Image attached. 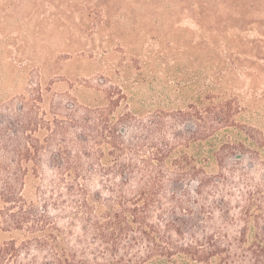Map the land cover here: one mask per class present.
<instances>
[{
    "label": "rangeland",
    "instance_id": "374dc122",
    "mask_svg": "<svg viewBox=\"0 0 264 264\" xmlns=\"http://www.w3.org/2000/svg\"><path fill=\"white\" fill-rule=\"evenodd\" d=\"M25 1L0 0V116L15 115L19 105L34 96L33 90L36 95L41 90L42 100L33 102L31 106H39L34 114L44 123L41 130L46 135L52 134L53 130L57 134L43 150L40 184L47 186L58 179V173L49 165L51 151L59 149L60 144L67 141L69 148L77 153L86 144L78 143L77 136L83 132L81 128L65 132L60 127L64 126L62 123L57 126L58 121L68 120V103L76 102V99L79 104L94 111L111 109V123L116 129L121 126L128 128V133L124 135L128 138V154L120 160L136 163L143 169L134 171L133 180L128 183V192L138 187L144 176L149 179L158 175L162 185L152 220L166 231L172 215L182 216L193 208L201 222L200 226L182 234L170 232L171 238H164L160 243L157 259L142 264H245L238 241L243 236L241 231L248 226L245 238L251 241L256 237L259 225L264 223V204L259 207L260 196H264V80L257 77L254 80L246 74L234 77L237 78L235 81L227 78L225 87L213 92L210 88L213 65L207 60L192 63L183 57L178 64V69L183 72L178 75L184 81L192 76L193 81L199 79L192 89L186 91L160 83H138L136 81L144 76L146 70L145 51L142 52L143 60H132L141 51H132L125 42L118 45L119 40L114 34L110 44L100 40L99 33L92 43L85 32L76 31L83 43L79 38L77 41V37L69 31L62 33L61 24L45 16L48 8L50 13L52 10L47 1L41 2L42 9H46L38 15L27 13ZM1 6L5 9L1 10ZM124 6L128 8V0ZM79 9L84 11L85 7L81 5ZM68 12H62L64 19ZM118 18L122 22L127 19L122 15ZM64 19L60 18L61 22ZM40 22L44 29L42 35L36 32ZM180 24L190 28L197 26L189 16L182 17ZM71 31L74 32L73 29ZM108 31L106 29L105 32ZM70 36L74 42H67ZM157 47L153 45L152 49L157 50ZM76 49L79 54L73 52ZM168 64L175 63L169 59ZM197 71L201 74L200 78ZM102 75L108 76L109 80L98 86L97 81ZM231 83H235L233 88ZM171 84L175 85L174 82ZM110 85L123 87L126 98L115 93L113 101L107 99L105 90ZM230 92L239 95L242 105L249 104L246 109L235 113V122L229 127L219 126L216 136L211 130H203L201 138H194L185 130V124L194 121L185 114L194 111L191 104L195 100H199L200 110L208 105L221 110L223 103L232 97ZM85 112L79 108V118ZM127 114L128 118L123 119ZM44 137L42 135L41 139ZM103 144L105 146L106 143ZM105 148L109 155L111 145L108 147L106 144ZM93 162L98 164L97 159ZM147 163L152 166L148 167ZM115 177L97 174L85 183L92 191L104 190L103 180L120 182ZM35 181L39 180H32L31 183L34 185ZM194 181H203L204 184L195 191L189 186ZM173 183L180 185L175 193L172 191ZM64 185L60 184L62 189ZM52 215H59L58 224L67 231L68 238L62 242L68 252L97 261L96 264H114L120 257L135 259L155 253L144 239L113 241L108 238H78L84 235L81 224L71 226L68 219L60 217L59 211L53 210ZM13 239L20 242L24 238L1 234L0 244ZM33 257L37 258V264L46 262L45 254L34 249L31 254L22 252L15 264H33Z\"/></svg>",
    "mask_w": 264,
    "mask_h": 264
},
{
    "label": "trees",
    "instance_id": "16d2710c",
    "mask_svg": "<svg viewBox=\"0 0 264 264\" xmlns=\"http://www.w3.org/2000/svg\"><path fill=\"white\" fill-rule=\"evenodd\" d=\"M43 1H47L52 9L50 13L48 8L46 12L50 14L46 13L45 16L61 24L62 33L69 31L77 37V41L78 38L82 40L75 34L76 31L85 32L92 43L99 33L100 40L110 44L114 34L119 40L118 45L125 42L132 51H141L132 60H143L142 52L145 51L146 70L144 76L136 81L138 83H160L186 91L192 89L199 79L193 81L192 76L184 81L178 75L183 72L178 69L183 57L192 63L207 60L208 64L213 65V83L210 86L213 92L222 90L227 78L235 81L237 78L234 77L246 74L254 77V80H264V0H128V8L124 6L127 0H26L24 6L27 13L38 15L45 11L46 8L42 9L41 6ZM81 5L88 14L79 9ZM4 9L1 6V10ZM65 10L69 14L64 19L62 12ZM77 13L78 17L75 18ZM121 15L127 18L125 22L118 18ZM187 16L194 20L195 28L180 24V19ZM60 18L64 19L63 22ZM42 25L40 22L36 31L38 35L44 34ZM106 29L109 31L105 32ZM67 42H74V38L70 36ZM153 45L158 46L157 50L152 49ZM35 50L38 51L37 48ZM73 52L80 53L77 49ZM169 59H173L176 65L168 64ZM196 74L198 78L201 77L200 72ZM108 80V76L102 75L97 81L98 86ZM234 85L231 83L230 86L233 88ZM122 88L110 85L105 90L107 99L113 101L115 93L126 98ZM33 93L30 100L19 105L15 115L0 116V236L9 234L11 238H24L20 242L13 239L0 244V264H15L22 252L31 254L34 249L45 254L46 262L43 264L97 263L68 252L62 242L68 238L67 231L58 224L59 215H52L53 210L59 211L60 217L68 219L71 226L81 224L84 235L78 238H108L113 241L144 239L148 241L151 251L155 252L135 259L120 257L114 264L153 261L157 259L160 243L164 238H171L170 232L182 234L200 226L199 215H195L193 208L182 216L172 215L166 231L152 220L153 208H156L160 195L161 178L155 175L146 179L144 176L139 186L128 192V183L133 180L134 171L143 170L136 163L120 160L128 154V138L125 137L128 128L121 126L116 129L111 123V109L94 111L79 104L76 99V102L68 103V120L58 121L57 126L62 123L64 126L60 127L65 132L67 129L81 128L83 132L77 136L78 143L86 144L77 153L69 148L67 141L60 144L59 149L51 151L49 165L58 173V179L47 186L40 184L42 153L47 144L55 139L57 131L46 135L41 130L44 123L34 114L39 106L31 104L40 102L43 94L41 90H38V95L35 90ZM230 94L232 97L223 103L221 110L211 105L200 110V102L195 100L191 104L194 111L185 114L194 121L186 123L185 130L192 133L194 138H201L203 130H211L216 136L219 126L229 127L235 122V113L249 105H242L238 94ZM79 108L86 111L82 118L77 114ZM125 118H128V114L124 115ZM42 135H45L43 139ZM90 142H94L92 146ZM103 143L108 147L111 145L109 155ZM96 159L98 164L93 162ZM147 166L152 164L147 163ZM97 174L103 177L116 175L115 180L119 178L120 182L103 180L104 190L92 191L85 180L91 181ZM37 179L39 181L33 185L31 181ZM60 184H65V191ZM203 184V181H194L189 186L197 191ZM172 187L175 193L180 185L173 183ZM263 204L264 196H260L259 207L262 208ZM247 227L241 231L243 236L238 238L243 261L245 264H264V223L259 225L256 237L251 241L245 238ZM33 259V264H37V258Z\"/></svg>",
    "mask_w": 264,
    "mask_h": 264
}]
</instances>
